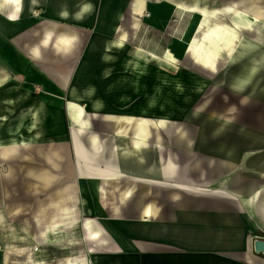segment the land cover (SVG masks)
<instances>
[{"label":"crops","instance_id":"crops-1","mask_svg":"<svg viewBox=\"0 0 264 264\" xmlns=\"http://www.w3.org/2000/svg\"><path fill=\"white\" fill-rule=\"evenodd\" d=\"M137 1L0 0L10 21L25 3L50 20L0 69V229L18 223L16 264H43L66 230L87 244L58 264H264V5L248 25L232 16L243 0ZM175 11L200 21L154 20ZM126 14L176 37L132 46L115 36ZM238 35L251 41L227 53Z\"/></svg>","mask_w":264,"mask_h":264},{"label":"rangeland","instance_id":"rangeland-1","mask_svg":"<svg viewBox=\"0 0 264 264\" xmlns=\"http://www.w3.org/2000/svg\"><path fill=\"white\" fill-rule=\"evenodd\" d=\"M24 2H30V0H23ZM232 0H215V4L220 3H228ZM249 1V0H245ZM257 2L259 0H256ZM262 4L264 5V0H260ZM25 3L23 7V12L17 14V18L15 21H10L8 18H5L3 13H0V69H2V60L7 59L9 57L10 62V69H12V64H14L16 61V55H24L27 53L31 48L38 45L41 38H45L46 32L44 31V22L50 21L48 19H45L43 14H40L38 11H35L33 8H31L29 11H27L29 8L27 4ZM10 12L9 7H6L4 12ZM1 12V11H0ZM236 14H233L232 16L235 17ZM193 16H195L199 20V14H178L176 11L173 13H170L167 15V17H162L161 14H154V20L155 21H168V22H188L190 21ZM231 18V17H230ZM225 17H223L221 20L225 21ZM197 20V21H198ZM200 21V20H199ZM204 21V20H202ZM258 21V20H257ZM134 22V23H131ZM123 25L121 27V30L116 32L115 36H119L122 39L127 40V43L131 44L132 46H142L144 47L147 43L151 45L153 44L155 50L161 51L163 50V46H165L166 42L169 41L170 37H173V39L176 37L174 34L177 32L176 30H166V31H151L146 28H139L136 26V21L133 20V15L126 14L124 15ZM205 24L199 29L198 34L196 35V38L199 39L202 36V33L206 31L207 27L212 24L211 22H204ZM97 29L90 26L88 29L81 31L83 34L81 38L87 39V38H94L98 36ZM169 35V36H168ZM114 36V35H113ZM246 36L252 37L253 34L249 33ZM52 38V35L50 36ZM54 37V35H53ZM239 41V42H238ZM243 41L250 42L251 39L244 38L242 35L235 36V42L231 45L230 49L227 50V53L232 52L233 54L237 52V50L241 49V46L239 43ZM195 42V41H194ZM198 42V41H197ZM172 44L170 48L171 52L178 53V43L175 40H172L170 43ZM254 44L252 50V54H261L264 53V44L257 45ZM188 47V46H187ZM203 47V46H200ZM199 47V48H200ZM208 47V46H207ZM209 48V47H208ZM189 49V47H188ZM224 49L220 50L219 52L223 51ZM188 51V50H187ZM82 52V51H81ZM192 51L187 52V54H191L194 56V59H196V55ZM197 60V59H196ZM198 61V60H197ZM17 63V62H16ZM188 63V61H187ZM202 63V62H201ZM207 65V64H204ZM191 68V66L189 67ZM5 223V219L2 215V212L0 210V225ZM50 223H44L43 224V234L45 233L47 227ZM8 225L10 228H7ZM18 223L11 222L9 224H5V228L2 230L0 229V250H2V244L4 246L10 244L9 250L13 255H11V258L9 259L12 264H16L17 262H20L22 259L19 258V246H24L25 242L24 239H19L17 237H12V231L13 229H17ZM70 225V224H69ZM69 225L66 226L69 227ZM70 235V236H66ZM43 243L45 241V237L43 235ZM55 250L52 253H48L47 259H44L43 264H58L60 262H68L70 259L69 255H66V247L68 246H74L83 243V245L87 244L85 243L84 239L82 237L77 238V236L72 237V233L68 232L66 230L65 234H62L60 238L53 239L52 240ZM38 249V248H37ZM76 252V249L74 250ZM71 258H76L78 255L73 254L70 255ZM26 259H28V255H26ZM0 261L1 254H0Z\"/></svg>","mask_w":264,"mask_h":264},{"label":"bare ground","instance_id":"bare-ground-1","mask_svg":"<svg viewBox=\"0 0 264 264\" xmlns=\"http://www.w3.org/2000/svg\"><path fill=\"white\" fill-rule=\"evenodd\" d=\"M243 3L242 12H238L237 15V19L239 21H241V19H244L245 21H248V25H251L252 23H254V21L256 22L257 20H260L262 18V11L261 8L259 7V5L257 4L256 0H249V1H245L243 0L241 2V4ZM137 11H139V13L142 10V5L143 3L139 0L137 1ZM246 4V5H245ZM222 33V32H221ZM224 33V32H223ZM225 35V34H224ZM225 37V36H224ZM223 38V37H222ZM212 39V38H211ZM210 45V44H209ZM208 46V45H207ZM199 50H203V53H210L211 51H209V48H202V47H196L195 51H199ZM138 51V50H137ZM137 53V52H136ZM144 55V54H142ZM211 55V54H210ZM139 56V55H138ZM143 57V56H142ZM213 59V58H212ZM158 62V61H157ZM163 62V61H162ZM212 62V61H211ZM161 64V63H159ZM168 65V64H167ZM171 66V65H170ZM145 127V126H144ZM146 129V127H145Z\"/></svg>","mask_w":264,"mask_h":264},{"label":"water","instance_id":"water-1","mask_svg":"<svg viewBox=\"0 0 264 264\" xmlns=\"http://www.w3.org/2000/svg\"><path fill=\"white\" fill-rule=\"evenodd\" d=\"M252 247L256 253L264 254V239H255Z\"/></svg>","mask_w":264,"mask_h":264},{"label":"built area","instance_id":"built-area-1","mask_svg":"<svg viewBox=\"0 0 264 264\" xmlns=\"http://www.w3.org/2000/svg\"><path fill=\"white\" fill-rule=\"evenodd\" d=\"M33 250H34V251H37L38 249H37V247H36V248H34Z\"/></svg>","mask_w":264,"mask_h":264}]
</instances>
